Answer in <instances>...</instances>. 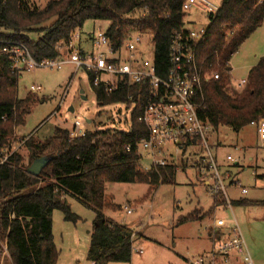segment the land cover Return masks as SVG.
Returning <instances> with one entry per match:
<instances>
[{
	"label": "trees",
	"instance_id": "trees-1",
	"mask_svg": "<svg viewBox=\"0 0 264 264\" xmlns=\"http://www.w3.org/2000/svg\"><path fill=\"white\" fill-rule=\"evenodd\" d=\"M186 0H52L43 9L27 0H0V151L6 147L16 127H24L37 98H17L20 74L1 54L2 43L22 42L36 61L59 57L58 45L67 44L88 21L107 22L105 31L115 51L132 35L153 40V59L158 75L164 77L169 65V46L174 32L187 27L182 5ZM264 24V0H222L217 17L208 26L197 48L203 73L218 71V81L205 82L197 97L200 117L213 130L234 132L264 119V57L250 70L242 91L227 81L230 62L242 44ZM36 34L31 40L26 35ZM100 106L122 104L133 107L130 129L87 131L71 138L58 129L41 142L26 143L31 165L44 158L47 165L40 176L23 168L19 153L0 167V259L7 246L11 264H56L59 252L53 235V213L74 225L82 221L68 199H76L93 212L87 260L92 264L130 263L135 233L105 215L109 205L105 187L109 183L146 185L151 190L173 185L176 166L143 168L139 142L148 131L141 121V109L149 97L147 83L131 85L119 81L117 90L94 86L95 73L87 72ZM127 147L130 151H127ZM225 203L215 196L214 207ZM235 206L264 207L259 202L239 201ZM201 210L180 217L177 225L198 222ZM2 254V255H1Z\"/></svg>",
	"mask_w": 264,
	"mask_h": 264
},
{
	"label": "rangeland",
	"instance_id": "rangeland-1",
	"mask_svg": "<svg viewBox=\"0 0 264 264\" xmlns=\"http://www.w3.org/2000/svg\"><path fill=\"white\" fill-rule=\"evenodd\" d=\"M27 1L30 5L43 9L52 0ZM210 1L218 6L222 3V0ZM186 23L187 27L200 30L207 27L210 21L204 14L192 10L186 16ZM107 27V22H86L78 31L82 37V42L79 43L85 46L87 52L96 53L92 40L99 32H105ZM26 36L31 40L38 37L36 34ZM133 55L139 60L152 59V46L148 38H143L141 47ZM128 56V52L123 50V59ZM263 57L264 24L233 56L227 81L232 87H236V82L246 79L250 70ZM111 79L114 77H102V80ZM32 87L40 90L32 91ZM29 94L35 96L37 101L25 120V126L16 127L10 139V143L19 139L24 142L16 152L23 159V168L31 166V154L26 143L31 139L36 143L45 141L58 129L71 132L77 123L82 131L109 129L126 132L130 129L133 107L127 108L122 104L100 106L87 72L83 69L76 71L73 65H64L61 69L36 68L22 72L17 82L16 95L18 99H24ZM207 138L209 145L213 147L220 172L223 174L231 170L230 172L238 173L240 186L248 192L242 196L240 188L228 189L229 199L242 196L248 201H263L264 179L257 178L256 175L264 176V145L258 139L256 128L248 125L239 132L227 127H221L217 131L211 128L207 132ZM228 155L233 158V162L226 161ZM140 156L143 168L149 170L152 167L151 161L142 150ZM204 158L206 154L198 146L188 148L184 154L170 161L177 168L174 184L161 185L155 190L138 184L106 185L107 203L119 208H109L105 215L115 221L123 220V224L136 234L133 238L134 247L143 251V255L134 252L130 263L108 264H193L201 257L206 258L213 248L210 238L213 220L222 218L227 227L231 228L234 217L253 262L264 264V207L235 206L233 202L230 203L232 210L225 203L213 207L212 192L205 185L209 175L207 172L201 173L198 168ZM236 163H239V167L235 166ZM218 198L223 199L221 195ZM67 201L82 221L74 225L65 222L61 212L53 213L54 242L59 252L56 264H92L87 260V250L94 214L76 199L69 198ZM125 205L134 208L131 215L123 211L122 207ZM196 210L203 212L205 217L202 220L177 225L180 217ZM213 231L211 229L212 233ZM9 260L8 256L2 255L0 264H11Z\"/></svg>",
	"mask_w": 264,
	"mask_h": 264
},
{
	"label": "built area",
	"instance_id": "built-area-1",
	"mask_svg": "<svg viewBox=\"0 0 264 264\" xmlns=\"http://www.w3.org/2000/svg\"><path fill=\"white\" fill-rule=\"evenodd\" d=\"M221 9L210 0H186L182 10L189 14L196 10L204 14L208 20L213 21ZM209 26V25H208ZM208 26L200 30L186 27L185 30L173 33L169 46V65L164 77L158 75L157 67L153 59V40L149 39L152 46V59L139 60L133 55L143 43L141 34L130 37L121 50L115 51L110 44L105 32H99L92 40L96 53L81 52L78 47L80 34L76 32L65 45H58L56 50L59 57L36 61L30 54L26 45L19 41L8 40L2 43L1 54L8 58L12 69L21 74L24 71H32L36 68L61 69L64 65H73L77 70L95 73L94 86L104 85L105 90L113 92L117 90L118 83L126 79L131 85L147 83L149 97L141 109V121L145 125L148 135L139 142V153L142 150L151 161L152 167H167L170 161H174L184 154L188 148L198 146L206 158L200 163V172H207L210 178L209 187L213 196L221 195L226 207L231 208V200L227 194L229 175L220 172L217 166V158L213 147L209 145L207 132L211 127L200 117V105L197 102L198 95L202 92L205 82L218 81L221 76L218 72L203 73L198 61L196 51L203 42ZM123 50L129 54L123 59ZM103 76L114 77L111 80H102ZM247 84V79L236 82L237 91H242ZM40 88L32 87V91ZM257 128L259 140L264 145V121L252 122ZM87 131H82L77 123L71 131V138L84 137ZM24 144L19 140H13L0 151V167L5 166L11 156ZM127 151L130 148L127 147ZM228 162H233L231 156ZM235 187L241 189L242 195L248 192L240 184ZM127 215L134 212V208L123 206ZM234 225L227 227L222 218L215 220L213 249L206 258L193 262V264H255L248 251L245 240L234 217ZM224 230H228L227 238H224ZM224 238V239H223ZM132 245V254L137 252L143 255V251ZM3 256H8L7 246H4Z\"/></svg>",
	"mask_w": 264,
	"mask_h": 264
},
{
	"label": "crops",
	"instance_id": "crops-1",
	"mask_svg": "<svg viewBox=\"0 0 264 264\" xmlns=\"http://www.w3.org/2000/svg\"><path fill=\"white\" fill-rule=\"evenodd\" d=\"M82 40V37H81V35H80V39H79V41H78V43L80 42H82L81 41ZM89 41L90 40H88L87 41V43H89ZM84 42H86V41H84ZM79 43V45H78V47L80 48V50H81V52H84V53H92V52H87L86 51V48H85V46L83 45H81ZM256 65V64H255ZM256 128V127H255ZM256 133H257V128H256ZM257 136H258V134H257ZM258 139H259V137H258ZM228 156H230V155H228ZM227 156V157H228ZM227 157H226V161H227ZM202 163H199L198 164V168L200 169V165H201ZM235 166H237V167H239V163H236L235 164ZM231 170H228V171H226L225 173H223L224 175H229V177H230V179L227 181V183H228V189H232V190H234L235 188H238V187H235L234 186V184L235 183H239L240 181H239V178H238V173H234V172H230ZM208 177V176H207ZM256 177L257 178H260V179H264V176H261V175H256ZM209 183H210V178L208 177L206 180H205V185L210 189V187H209ZM234 188V189H233ZM241 195H242V193H241ZM242 196H245V195H242ZM242 196H240L238 199H232L231 200V202H239V201H248V200H244L243 198H242ZM112 197V196H111ZM213 198H214V201H215V196H212ZM214 201H213V207H214ZM252 202H259V201H252ZM249 208V207H248ZM251 208V207H250ZM94 217H95V215H94ZM106 217H108V218H110L109 216H106ZM95 219V218H94ZM110 219H112V218H110ZM113 220V219H112ZM215 220L216 219H214L213 220V226L212 227H210V238L212 239V237H211V235H212V232H211V229H214V224H215ZM115 221V220H114ZM116 222H118V223H121V224H123V220H120V221H116ZM227 232H228V230H224L223 231V233H224V238H227ZM89 235H91V231H89ZM223 238V239H224ZM55 240V239H54ZM212 243H213V239H212ZM90 247V246H89ZM88 247V248H89ZM213 249V248H212ZM89 250V249H88ZM88 250H87V254H88ZM212 251V250H211Z\"/></svg>",
	"mask_w": 264,
	"mask_h": 264
},
{
	"label": "water",
	"instance_id": "water-1",
	"mask_svg": "<svg viewBox=\"0 0 264 264\" xmlns=\"http://www.w3.org/2000/svg\"><path fill=\"white\" fill-rule=\"evenodd\" d=\"M83 94V92L81 93ZM73 112V109H71ZM47 162L44 158L34 161V163L28 168V173L33 176H40L43 170L45 169Z\"/></svg>",
	"mask_w": 264,
	"mask_h": 264
}]
</instances>
